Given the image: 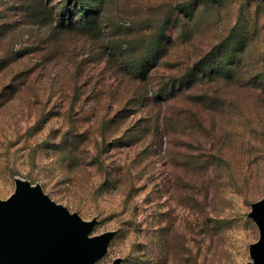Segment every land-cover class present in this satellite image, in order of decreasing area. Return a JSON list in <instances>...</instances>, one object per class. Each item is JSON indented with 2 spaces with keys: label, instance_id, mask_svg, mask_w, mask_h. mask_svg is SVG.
<instances>
[{
  "label": "rangeland",
  "instance_id": "rangeland-1",
  "mask_svg": "<svg viewBox=\"0 0 264 264\" xmlns=\"http://www.w3.org/2000/svg\"><path fill=\"white\" fill-rule=\"evenodd\" d=\"M157 40L168 104L134 76ZM19 184L113 235L94 264L251 263L264 0H0V198Z\"/></svg>",
  "mask_w": 264,
  "mask_h": 264
},
{
  "label": "water",
  "instance_id": "water-1",
  "mask_svg": "<svg viewBox=\"0 0 264 264\" xmlns=\"http://www.w3.org/2000/svg\"><path fill=\"white\" fill-rule=\"evenodd\" d=\"M250 216L260 238L248 264H264V199L254 204ZM93 226L40 189L19 184L7 200L0 198V264H94L113 235L91 236Z\"/></svg>",
  "mask_w": 264,
  "mask_h": 264
},
{
  "label": "trees",
  "instance_id": "trees-1",
  "mask_svg": "<svg viewBox=\"0 0 264 264\" xmlns=\"http://www.w3.org/2000/svg\"><path fill=\"white\" fill-rule=\"evenodd\" d=\"M163 32V29L160 32V38L161 39V33ZM159 46L163 47V42L161 40H157L153 42V46L151 47L150 54L148 55V64L141 63L140 66L135 70V79L139 80H150V85L153 86V88H156L157 90H160L161 88V96L159 97L158 94H151L153 96H147L146 100L151 99L152 97L154 100H160L161 102H164L165 104H168L170 102L177 101L176 99L182 98L184 90L180 89L177 86L178 83V74L177 69L175 68L176 65L172 66L169 69V73L161 76V81L157 82L156 79L159 75V72L162 70V59L164 57V53L162 55H159ZM162 50V49H161ZM164 51V50H163ZM173 85L171 86L170 84ZM158 87V88H157ZM170 87V88H168ZM156 91V90H154ZM192 97V96H190ZM150 101V100H149Z\"/></svg>",
  "mask_w": 264,
  "mask_h": 264
}]
</instances>
